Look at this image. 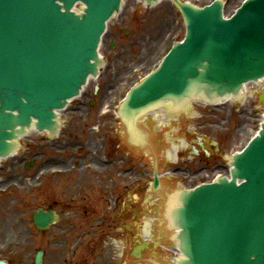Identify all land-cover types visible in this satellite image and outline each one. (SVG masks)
<instances>
[{
	"label": "water",
	"instance_id": "95a60500",
	"mask_svg": "<svg viewBox=\"0 0 264 264\" xmlns=\"http://www.w3.org/2000/svg\"><path fill=\"white\" fill-rule=\"evenodd\" d=\"M176 1L187 23L186 37L130 92L121 108L124 116L164 99L177 100L176 107L202 91L211 99L236 94L243 83L264 77V0H246L230 17H224L221 1L203 9ZM79 2L84 7L76 13L73 8ZM121 2L0 0V157L12 151V141L32 123L41 130H54L55 109L97 74L98 44ZM114 126L124 140L117 115ZM140 127L148 128L143 122ZM132 130L140 143L141 133L133 126ZM151 158L154 166L152 153ZM232 164L231 181L221 178L185 191L181 201L179 193L172 198L170 218L181 228L179 238L188 257L178 258L179 264L182 260L181 264H264V124ZM172 183L165 185L168 190L159 201L164 210L169 197L183 189L177 181ZM154 194L150 186V203L157 204ZM55 219L52 210L40 209L34 215L42 229ZM151 226L156 229L158 220L153 218ZM165 227L172 241L173 229L167 222ZM36 264H42V252Z\"/></svg>",
	"mask_w": 264,
	"mask_h": 264
},
{
	"label": "rangeland",
	"instance_id": "374dc122",
	"mask_svg": "<svg viewBox=\"0 0 264 264\" xmlns=\"http://www.w3.org/2000/svg\"><path fill=\"white\" fill-rule=\"evenodd\" d=\"M188 1L203 5L211 0ZM242 1L226 0V12L232 13ZM184 34L181 13L171 0H163L153 7H146L138 0H125L121 13L113 20L101 45L100 51L105 61L102 73L98 78L91 80L83 94L62 112L63 126L60 136L48 141L45 136L32 132L22 139L17 154L0 164V180L6 184V192L0 195V259H9L14 264H34L37 250H52L51 241L55 235L60 239L55 248H62L61 232L55 229L44 233L36 231L32 224V214L38 207L48 206L55 201L61 203L57 211H62L63 205H67L71 189L84 194L86 202L93 201L92 205L97 206V210L105 211V202L103 198L100 199L99 188L91 191L86 187L88 183L97 182L96 180L102 184L100 181V179L104 181L102 171L107 170L108 175L105 178L110 179V167L101 165L104 163L102 155H106L110 161L112 156H115L122 165L144 164L135 157L136 155H127L124 148L120 152L112 153L110 142L118 141L114 139L117 135L114 126L115 112L125 97L126 90L154 69L169 47L182 39ZM113 42L114 48L111 47ZM96 86H99V90L95 94ZM259 97L258 95L251 99L249 103H245L243 98L217 107L194 104L191 109L196 114L187 124H193L192 128L204 138L219 140V145L224 150L221 153V160H225L242 149L256 134L264 114V100ZM148 118L159 128L161 141L167 140L165 147L167 153L174 150L175 159L179 151L176 147H179L182 153H188L181 146V144L187 146L190 140L189 137L186 139V127L181 128L173 119H168V122L171 121L170 125L160 127L152 116ZM144 120L141 122L145 123ZM175 128L181 130L178 136L173 137ZM105 135L109 140V151L106 154L102 152ZM141 149L138 152H145L148 156L145 162H148L147 165L152 169L153 162L148 146ZM163 152L160 155L162 160L165 158ZM50 156L55 164L66 161V165L49 171L46 166L49 165L47 158ZM31 161L33 164L27 168V162ZM35 162L38 167L40 165L42 168L45 167L37 176H34ZM183 167L181 172H174L171 168V174L177 177V183L181 188H185L190 185L187 177H191L196 184V175L190 176ZM67 168L72 171L64 176L63 170ZM160 171L163 170L160 168ZM120 172L121 167L118 165L113 177L118 178V174L120 177L123 176ZM182 172L185 173L184 176H179L178 173ZM136 173H132L131 181L135 190L132 192V200L129 201L133 208L145 209L150 204L148 201L151 182L140 192ZM119 205L120 211L122 202ZM152 219V216L146 218L141 215L138 220L140 227L136 228L135 233L141 235L143 227L147 223L151 225L149 220ZM77 220L80 222V219ZM123 224V221L118 222L120 229L117 232L123 229ZM114 235L120 245L121 237L116 233ZM151 236L152 239L158 238L157 230ZM109 247L119 251L116 244H109Z\"/></svg>",
	"mask_w": 264,
	"mask_h": 264
},
{
	"label": "flooded vegetation",
	"instance_id": "af4514ba",
	"mask_svg": "<svg viewBox=\"0 0 264 264\" xmlns=\"http://www.w3.org/2000/svg\"><path fill=\"white\" fill-rule=\"evenodd\" d=\"M125 185L127 186V185H129V182L127 181V183H125ZM76 196V195H75ZM115 198H119L118 197V194H116V196H115ZM78 203L79 204H77V202L74 204V205H67V209H71L72 208V212H75V213H77V210H80L81 208H83V207H85L86 205L85 204H82V205H80V203H81V201L80 200H78ZM83 206V207H82ZM131 210H129V208L127 209V212H126V215H128L129 214V212H130ZM97 214V211L96 210H85V218H89V220H90V223L91 224H95V221H94V217H95V215ZM69 220H68V222L66 223V225H67V230L68 231H70V230H72V229H77L76 227H77V224H76V222L73 220V219H70V218H68ZM84 224L86 223V221H84L83 222ZM80 228V227H79ZM57 240H55V242H56ZM147 253L151 256V257H153V256H155V254H153L151 251H147ZM53 254V253H52ZM73 255H75V252L73 253ZM49 256H51V254H49ZM52 257V256H51ZM86 256H85V254L83 253V252H80L77 256H76V262H75V264H85V263H83L84 261H85V258ZM52 262H53V260H52ZM51 261H49V264H53ZM131 262L133 263L134 262V260H131ZM94 264H98L97 262H95Z\"/></svg>",
	"mask_w": 264,
	"mask_h": 264
},
{
	"label": "bare ground",
	"instance_id": "6f19581e",
	"mask_svg": "<svg viewBox=\"0 0 264 264\" xmlns=\"http://www.w3.org/2000/svg\"><path fill=\"white\" fill-rule=\"evenodd\" d=\"M250 84H252V83H250ZM250 84H249V85H250ZM249 85H245V86H243V88H247ZM185 103H186V102H185ZM182 105H184V103H183ZM180 106H181V105H180ZM153 115H154L155 117H158V116H159L157 112H155ZM166 121H167V119H161V121L159 122V124L166 123Z\"/></svg>",
	"mask_w": 264,
	"mask_h": 264
}]
</instances>
